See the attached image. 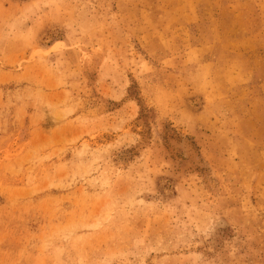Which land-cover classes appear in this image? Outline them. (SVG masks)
I'll return each instance as SVG.
<instances>
[{"label": "rangeland", "instance_id": "obj_1", "mask_svg": "<svg viewBox=\"0 0 264 264\" xmlns=\"http://www.w3.org/2000/svg\"><path fill=\"white\" fill-rule=\"evenodd\" d=\"M0 264H264V0H0Z\"/></svg>", "mask_w": 264, "mask_h": 264}]
</instances>
